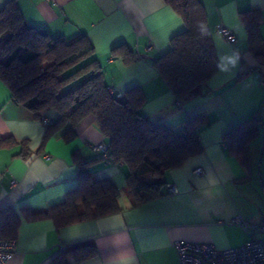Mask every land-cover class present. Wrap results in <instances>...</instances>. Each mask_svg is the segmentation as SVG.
I'll return each mask as SVG.
<instances>
[{
	"label": "crops",
	"instance_id": "crops-1",
	"mask_svg": "<svg viewBox=\"0 0 264 264\" xmlns=\"http://www.w3.org/2000/svg\"><path fill=\"white\" fill-rule=\"evenodd\" d=\"M10 0H0V9ZM24 21L54 39L73 40L85 35L94 47L95 59L106 86L121 96L139 87L144 101L140 112L155 123L181 132L194 115H203L200 154L179 167L166 170L163 194L129 207L123 163H104L91 146L106 142L94 117L75 128L51 127L57 113L48 109L44 126L40 116L11 98L0 81V211L12 209L20 218L15 237L16 252L4 264H51L60 246L88 242L97 254L67 264H179L176 240L234 247L252 235L264 220V155L257 152L260 128L264 131V62L249 49L247 31L239 13L259 10L260 34L264 38V0H200L207 15L217 72L208 80L209 93L189 101L176 99L153 62L170 49V39L185 28L182 18L164 0H14ZM223 25L234 40L228 43L218 32ZM123 45L134 55L125 63L112 50ZM258 112L257 136L249 143V164L229 151L224 134ZM89 161L94 180L110 179L119 190L120 210L66 226L50 218L25 219L65 200L78 186L72 154ZM257 152V153H256ZM258 156V158H256ZM256 167L254 168V163ZM201 168V175L195 172ZM173 185L168 193L166 185ZM240 216L252 227L245 231L231 220Z\"/></svg>",
	"mask_w": 264,
	"mask_h": 264
},
{
	"label": "trees",
	"instance_id": "trees-1",
	"mask_svg": "<svg viewBox=\"0 0 264 264\" xmlns=\"http://www.w3.org/2000/svg\"><path fill=\"white\" fill-rule=\"evenodd\" d=\"M183 20L184 30L170 39V49L153 64L176 99L189 101L209 93L208 80L219 64L212 44L207 15L200 0H164ZM245 25L249 49L264 62V38L260 34L262 16L259 10L239 13ZM94 47L85 35L73 40L54 39L47 32L28 25L14 0L0 9V81L11 98L37 116L48 109L57 113L51 127L69 123L63 135L73 137L74 128L92 116L106 139L111 162L127 168L125 198L136 207L163 194L166 170L179 167L187 158L200 154L198 133L208 124L203 115H194L184 123L181 132L155 123L140 112L144 96L139 87L130 88L121 97L110 95L102 70L95 59H89ZM125 63L134 55L123 45L112 50ZM258 112L224 134L229 151L249 164V143L257 136ZM96 157V156H95ZM77 167L78 186L65 200L46 210L22 215L25 219L50 218L56 226L106 216L120 210L119 190L107 178L94 180L88 171L89 161L78 152L72 154ZM20 223L10 208L0 211V238L13 239ZM97 254L92 243L81 242L57 253L51 264H67L70 256L76 262Z\"/></svg>",
	"mask_w": 264,
	"mask_h": 264
},
{
	"label": "built area",
	"instance_id": "built-area-1",
	"mask_svg": "<svg viewBox=\"0 0 264 264\" xmlns=\"http://www.w3.org/2000/svg\"><path fill=\"white\" fill-rule=\"evenodd\" d=\"M217 30L226 42L231 43L234 40L232 31L225 26L219 25ZM107 90L110 95L121 97L120 93H115L112 86H107ZM40 121L44 126L51 123L44 115H40ZM91 149L97 159L106 164L111 162L108 145L105 142L93 144ZM195 172L201 175L203 170L196 168ZM166 191L171 193L175 191V188L173 185L167 184ZM231 222L241 226L245 231H249L252 227L240 216L234 217ZM255 227L254 230L261 234L260 237H253L234 247L217 248L212 243L176 240L174 247L178 254L179 264H264V221ZM64 249L63 246H60L58 253L63 252ZM15 252L16 242L14 239L0 238V264H4Z\"/></svg>",
	"mask_w": 264,
	"mask_h": 264
},
{
	"label": "rangeland",
	"instance_id": "rangeland-1",
	"mask_svg": "<svg viewBox=\"0 0 264 264\" xmlns=\"http://www.w3.org/2000/svg\"><path fill=\"white\" fill-rule=\"evenodd\" d=\"M259 143H258V145L255 147V148H257L256 150H257V152L258 151H260L261 150V153H262V155H264V131H262V129L260 128V136H259V141H258ZM256 152V153H257ZM256 158H258V156H256ZM257 165H256V162L254 163V168L256 167ZM262 221H264V220H262ZM261 222V221H260ZM259 222V223H260ZM258 223V224H259ZM258 224H256V225H258ZM255 225V226H256ZM255 229H256V227H255ZM255 231V230H254ZM261 236V234L259 233V232H257L256 234H253L252 235V237H260Z\"/></svg>",
	"mask_w": 264,
	"mask_h": 264
}]
</instances>
